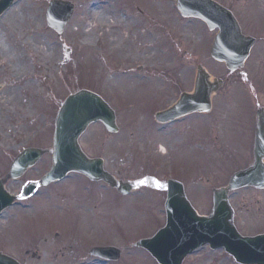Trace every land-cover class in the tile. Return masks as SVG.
Segmentation results:
<instances>
[{
    "label": "rangeland",
    "instance_id": "1",
    "mask_svg": "<svg viewBox=\"0 0 264 264\" xmlns=\"http://www.w3.org/2000/svg\"><path fill=\"white\" fill-rule=\"evenodd\" d=\"M51 1L16 0L0 17V177L28 147L47 153L23 177L9 181L8 191L20 195L27 182L38 181L50 169L56 114L68 95L87 89L100 93L117 111L120 132L109 134L102 124H94L80 140L83 149L102 155L109 172L142 186L122 197L105 184L70 174L40 187L0 216V250L27 264H52L54 251L59 254L56 264H157L134 244L165 224L167 179L186 175L185 170L188 194L199 213L208 215L212 189L250 161L243 158L245 144L238 137L215 143L186 140L181 146L152 117L170 104L168 87L183 82L190 63L211 72L224 69L210 56L216 31L211 35L203 22L181 17L175 0H69L76 11L59 36L46 20ZM216 1L238 14L246 8L250 21L264 23V0ZM231 203L240 232L264 233V192L240 190L231 195ZM48 214L61 232L83 234L93 246L121 248L122 259L95 261L86 251V259L79 261L71 234L57 238L68 242L65 253L40 245L41 224L36 228L35 220ZM27 250L40 252L43 259L27 256ZM188 264L235 263L223 250L206 247L190 256Z\"/></svg>",
    "mask_w": 264,
    "mask_h": 264
},
{
    "label": "water",
    "instance_id": "2",
    "mask_svg": "<svg viewBox=\"0 0 264 264\" xmlns=\"http://www.w3.org/2000/svg\"><path fill=\"white\" fill-rule=\"evenodd\" d=\"M15 0H0V15L14 4ZM177 6L184 16L203 19L211 29L219 28L211 54L225 61L231 69H236L247 58L253 40L241 34L235 17L226 8L213 0H177ZM75 5L69 1L53 0L47 9V22L61 34L74 13ZM236 63V64H235ZM215 86L200 74L195 97L183 96L171 110L161 113V121L190 111L188 102L203 103L209 106L210 94ZM194 98V99H193ZM198 98V99H197ZM102 121L112 132L118 130L114 110L97 94L81 90L66 98L58 111L55 121L53 165L51 170L39 181L30 182L22 196L28 197L40 186L64 178L72 171L81 172L92 180H104L111 187L128 194L134 187L128 182L117 181L103 169L101 159H89L79 145L80 136L88 126ZM255 150V165L237 172L227 187L214 190V207L208 217L199 216L187 201L180 183L170 182V195L166 203L168 221L164 228L150 238L141 240L137 246L149 250L160 264H182L184 258L206 244L212 248H225L243 264H264V235L242 236L233 223V210L229 203V192L244 186L264 188V116L259 114ZM46 150L27 148L12 163L9 173L0 178V213L10 206L16 196L5 188L10 179L20 178L34 166ZM94 255L107 259H118L120 250L114 247L94 248ZM0 264H18L11 257L0 253Z\"/></svg>",
    "mask_w": 264,
    "mask_h": 264
},
{
    "label": "flooded vegetation",
    "instance_id": "3",
    "mask_svg": "<svg viewBox=\"0 0 264 264\" xmlns=\"http://www.w3.org/2000/svg\"><path fill=\"white\" fill-rule=\"evenodd\" d=\"M233 12L239 21L242 33L255 40L248 59L237 70H230L223 63H221L224 65L223 70L211 72L204 69L219 83L212 96L211 110L208 112L194 111L173 121L162 124V126L168 128V136L170 137L168 139L180 141L181 146L186 140L193 143L204 140L205 142L207 140L209 143H215L216 141H232L238 137L245 144L242 151L243 158L252 160L255 157V143L257 140L256 128L258 125L259 112L263 111L264 116V23L260 25V23L250 21V18L246 15V8L243 12L239 11L240 14L236 13L234 10ZM195 62L196 61L190 63L189 61L191 65L188 68L187 75L183 82L176 86L177 81H175L172 88L168 87L171 93H169L167 97L171 102L165 108H162V110L172 107L183 94H196L195 87L198 75L200 70L203 74L205 71L202 70L201 66L203 65H198V63ZM175 88H180L176 94V99L172 98L173 94H175L172 93V91ZM192 104L198 105L199 103ZM155 114L156 113H154L152 117L156 121ZM225 145L227 146L228 144L226 143ZM177 178L183 181L187 192L188 183L185 179L187 175L180 174ZM102 185L104 186V182H102ZM166 195L167 191L165 188L164 196L166 197ZM255 202L258 203V200H255ZM36 219H38L35 220L37 221L36 228L41 224V229L39 230L40 245H42V243H47L50 248H56L57 251L58 248H60L59 251L65 253L69 247L67 244L68 242L65 239L59 241L57 238L61 237L63 234L66 235V237L67 234H71L78 245V254H80L79 261L86 259V257H84V252L88 251L89 259L104 262L102 258L90 256V250L93 248V245L85 242L84 239L86 236L78 234L80 236L78 237L76 233H67L66 230L61 232L60 224L58 225L56 223L55 217L52 214L42 215ZM69 239L72 240L71 237ZM39 253L38 251L33 253H30V250L26 251L27 256L32 255L34 259L37 258L38 261H41L43 255ZM51 257L52 261L50 263L56 264L55 261L59 262L58 252L54 251ZM61 257L64 258L65 254H62ZM19 262L27 264L26 261L19 260ZM184 264H188V259Z\"/></svg>",
    "mask_w": 264,
    "mask_h": 264
},
{
    "label": "bare ground",
    "instance_id": "4",
    "mask_svg": "<svg viewBox=\"0 0 264 264\" xmlns=\"http://www.w3.org/2000/svg\"><path fill=\"white\" fill-rule=\"evenodd\" d=\"M148 37L150 38V37H152V35H151V34H149V35H148Z\"/></svg>",
    "mask_w": 264,
    "mask_h": 264
}]
</instances>
